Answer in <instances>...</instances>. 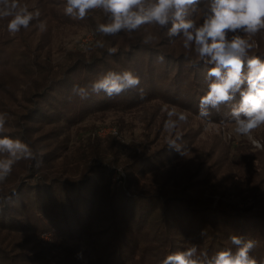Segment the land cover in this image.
<instances>
[{
	"label": "trees",
	"instance_id": "1",
	"mask_svg": "<svg viewBox=\"0 0 264 264\" xmlns=\"http://www.w3.org/2000/svg\"><path fill=\"white\" fill-rule=\"evenodd\" d=\"M38 1L28 6L40 13L37 30L30 28L32 21L27 29L11 34L8 19H0L4 135L29 143L37 153L36 161H19L0 183V264H161L166 255L193 245L204 259L202 253L211 257L226 248L234 250L229 239L233 234L253 240L250 255L264 264V175L242 195L224 189L199 196L188 184L171 187V169L181 160L173 159L178 154L172 156L176 150L166 141L163 147L126 161L127 193L122 185L111 184L110 165L121 160H93L107 155L103 146L94 148L96 142L90 140L91 150L83 154L77 153L79 149L59 150L57 145L42 147L45 126L75 124L93 112L115 107L162 100L200 116L208 66L202 62L190 66L182 42L170 41L166 30L144 26L131 34L106 37L96 31L97 22L106 20L102 11L77 20L65 14L66 0ZM44 22L45 31L51 29L55 37L43 32ZM79 27L94 29V42L52 60L57 37ZM146 30L159 37L152 45L142 43ZM257 35L251 38L250 55L264 60V35ZM97 40L104 48L95 46ZM110 48L115 53L109 54ZM158 52L165 54L163 63L156 62ZM188 55L197 59L194 53ZM125 69L140 77L142 97L137 89L112 98L101 92L81 99L72 92L74 85L86 86L107 71ZM238 101L237 94L232 103ZM230 108L226 104L219 112L209 109L211 115L203 119L230 121L225 115ZM186 136L184 132L176 139L183 149ZM201 178L207 182V177Z\"/></svg>",
	"mask_w": 264,
	"mask_h": 264
},
{
	"label": "clouds",
	"instance_id": "2",
	"mask_svg": "<svg viewBox=\"0 0 264 264\" xmlns=\"http://www.w3.org/2000/svg\"><path fill=\"white\" fill-rule=\"evenodd\" d=\"M95 10L106 17L105 22L96 24V31L103 36L131 34L144 26H154L166 30L170 41L174 38L182 41L190 66L199 62L208 66L207 91L199 98L202 118L211 115L209 109L219 112L222 105L231 104L225 115L235 124L236 134L251 139L252 132L264 125V60L250 55L254 48L251 38L264 31V0H203V3L202 0H66L64 9L65 14L77 20H84ZM39 16V11H29L20 0H0V19H8L7 30L11 34L27 29L33 20L39 22ZM158 39V35L146 30L142 43L152 45ZM95 46L104 48V43L97 40ZM115 51L108 49L109 54ZM188 53H194L197 59L193 61ZM155 59L163 63L165 54L158 52ZM140 85V77L125 69L107 71L86 86L74 85L72 92L81 99L101 92L112 98L137 89L142 97L144 89ZM237 94L239 101L232 103ZM167 117L164 127L169 131L188 120L187 114L175 110L168 111ZM5 124V115L0 114V183L12 174L16 163L37 158L29 143L4 135ZM252 143L261 147L258 141ZM168 147L186 156V149L177 145L176 140L170 139ZM40 162L37 161V166ZM229 239L234 250L226 248L211 257L202 253L204 259H200L193 245L166 255L161 264H259L250 255L255 246L253 240L237 234ZM82 255L77 254L78 258Z\"/></svg>",
	"mask_w": 264,
	"mask_h": 264
},
{
	"label": "rangeland",
	"instance_id": "3",
	"mask_svg": "<svg viewBox=\"0 0 264 264\" xmlns=\"http://www.w3.org/2000/svg\"><path fill=\"white\" fill-rule=\"evenodd\" d=\"M38 2L20 0L21 5L27 7ZM95 12L101 13L100 10ZM33 21L30 28L37 30L38 22ZM42 25L43 32L55 35L51 29L45 31L47 22ZM81 27L65 29L66 31L57 37L56 44L53 45L52 60L58 61L68 51L81 50L94 42L95 30ZM257 34L264 35V31ZM0 68L3 70V67ZM170 110L184 112L188 116L187 122H180L172 131L164 127L168 119L167 112ZM80 120L66 126L58 124L45 126L43 131L46 139L42 147L57 145L59 150L79 149L77 153L83 154L91 150L90 140L96 142L94 148L103 146L107 155L104 158L95 157L93 160H121L110 165L111 184L122 185L127 193L129 188L125 180L129 177L130 171L124 165L126 161L163 147L170 139L178 140L184 132L187 134L184 137V140H187V145H184L186 156H181L177 151L172 155L178 154L173 159L181 161L171 169L169 178L171 187L188 184L190 190L199 196L224 189L242 195L252 189L255 179L264 175V125L254 130L249 139L234 132L235 124L231 120L217 122L203 119L181 105L164 103L162 100L140 103L129 108L115 107L93 112ZM253 140L258 141L261 147H255ZM159 173L162 174L158 171L157 174ZM201 177H207L205 180L208 183L198 180ZM239 204L246 205L243 200ZM43 239L48 241L50 238L45 235ZM27 246L30 247V244ZM36 247L38 246L35 245L34 248Z\"/></svg>",
	"mask_w": 264,
	"mask_h": 264
}]
</instances>
